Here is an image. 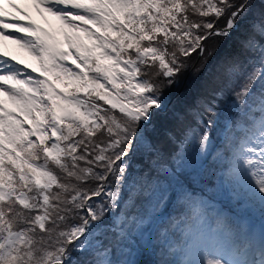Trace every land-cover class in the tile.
Wrapping results in <instances>:
<instances>
[{"label":"snow or ice","instance_id":"snow-or-ice-1","mask_svg":"<svg viewBox=\"0 0 264 264\" xmlns=\"http://www.w3.org/2000/svg\"><path fill=\"white\" fill-rule=\"evenodd\" d=\"M210 37L237 50L172 113L203 128L162 156L147 129ZM221 106L217 148L203 115ZM193 141L264 220V0H0V264H137L117 256L133 237L159 249L154 264H264V226H207L185 189ZM138 152L150 162L130 183ZM173 200L189 211L169 221Z\"/></svg>","mask_w":264,"mask_h":264},{"label":"trees","instance_id":"trees-1","mask_svg":"<svg viewBox=\"0 0 264 264\" xmlns=\"http://www.w3.org/2000/svg\"><path fill=\"white\" fill-rule=\"evenodd\" d=\"M237 39V37L230 39L210 37L206 44L208 52L201 56L200 59L195 60L196 53H193L190 59L183 58L186 60V67L179 84L171 89H165L169 101L167 113L162 114L147 129L162 156L167 157L169 153H175L185 147V145L180 144L178 141L170 143L169 138L176 141L177 137L184 138L185 134L191 138L193 136L192 129H195V132L199 133L200 129L203 128V123L197 127L192 121L183 122L182 119H175L172 113L186 108L188 101H191L193 97L198 96L204 91L209 79L219 69L224 59L236 52ZM158 79L163 80L164 78L159 77ZM174 95L176 96L172 99ZM210 115L212 121H214V124L210 126V136L213 144L219 148L223 140L220 132L224 129L225 118L229 116V112L224 106H221L218 113L209 114L205 112L203 121H208ZM196 140H198V136ZM194 144L195 141L187 147V152L185 153L187 164L181 177V182L184 184L185 189L194 202L197 200L196 198L207 195L222 200L223 205L227 208L237 209L240 203L234 196L227 194V186L222 185L220 180L221 173L219 167L209 157L205 167L202 168L201 163L196 157ZM133 159L134 170L130 183L140 178L139 172L141 168L150 162L147 154L142 155L140 152ZM188 211L189 209L186 207L182 209L178 202L173 200L168 204L165 219L176 221L183 218V214ZM127 243L130 247H125L123 253H117V256L121 259H132L137 264H154L160 258L159 249H155L154 251L151 246L145 244L143 241L138 243L136 237L135 240L131 238ZM129 253H131L130 256L128 255Z\"/></svg>","mask_w":264,"mask_h":264},{"label":"rangeland","instance_id":"rangeland-1","mask_svg":"<svg viewBox=\"0 0 264 264\" xmlns=\"http://www.w3.org/2000/svg\"><path fill=\"white\" fill-rule=\"evenodd\" d=\"M33 16L37 20L38 23H40L43 27L48 28L50 31H56L59 28V21H57L53 17H50V16L47 17V22H46L44 18L37 15L34 11H33ZM58 38L62 39V37H58ZM5 45L7 47H10L11 50L9 52L11 54L16 55L18 58L28 63H31L33 65L36 64V62L32 59L31 56L28 55L27 52L19 49L16 45L12 44L10 41H6ZM200 58H201L200 55H197V54L195 55L196 61L197 59H200ZM59 86H62V85L59 84ZM175 96L176 95H174L172 99ZM228 193L232 194V189H230ZM198 203L200 204L199 211L202 214V217L207 226L214 227L217 221H224L229 225L243 224V225L255 228L254 230L258 229L259 227L261 229L262 226H264V220L261 219V213L259 209L254 205L253 206H243V208L248 211L246 213L249 214L250 216L249 218H239L237 215H232L231 211L226 210L221 205V203L216 200L204 197Z\"/></svg>","mask_w":264,"mask_h":264},{"label":"bare ground","instance_id":"bare-ground-1","mask_svg":"<svg viewBox=\"0 0 264 264\" xmlns=\"http://www.w3.org/2000/svg\"><path fill=\"white\" fill-rule=\"evenodd\" d=\"M21 6H23V4H22ZM5 42H6V41H5ZM5 42H4V43H5ZM6 48H7L8 51L11 50L10 47H7V46H6ZM215 212H216V210H215ZM255 232H256V231H255ZM256 233H257V232H256ZM258 234H259V233H257V235H258Z\"/></svg>","mask_w":264,"mask_h":264}]
</instances>
